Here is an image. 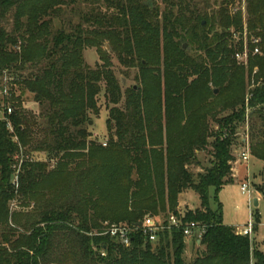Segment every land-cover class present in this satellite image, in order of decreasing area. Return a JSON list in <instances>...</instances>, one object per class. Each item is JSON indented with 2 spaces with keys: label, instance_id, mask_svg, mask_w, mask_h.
I'll use <instances>...</instances> for the list:
<instances>
[{
  "label": "trees",
  "instance_id": "16d2710c",
  "mask_svg": "<svg viewBox=\"0 0 264 264\" xmlns=\"http://www.w3.org/2000/svg\"><path fill=\"white\" fill-rule=\"evenodd\" d=\"M149 1L0 0V91L7 89L0 102L13 108L12 131L0 119V264L54 257L57 264H187L182 228L159 232L155 243L138 229L129 246L92 234L171 213L206 227L188 264H264L255 242L223 223L220 205L209 206V189L216 194L233 182V150L245 124L250 156L264 162V0H244L243 11H231L235 0L211 11L209 0H167L161 13ZM66 13L68 27H56ZM244 34L246 65L235 59ZM105 41L120 64L137 67L139 84L123 90L101 49ZM256 46L260 53L251 54ZM86 47L100 64L84 60ZM253 71L247 91L245 74ZM102 90L104 146L89 130ZM25 91L37 115L23 108ZM209 146L210 166L194 177L189 166ZM186 189L200 203L183 214L177 204ZM12 200L32 203L37 220L19 225Z\"/></svg>",
  "mask_w": 264,
  "mask_h": 264
},
{
  "label": "rangeland",
  "instance_id": "374dc122",
  "mask_svg": "<svg viewBox=\"0 0 264 264\" xmlns=\"http://www.w3.org/2000/svg\"><path fill=\"white\" fill-rule=\"evenodd\" d=\"M167 0H150L149 4L154 5L159 9V12H163ZM174 2H178V0H173ZM200 1V0H196ZM222 0H209V8L207 11H211L214 8L216 9ZM244 0H235L233 5L230 7L231 11H235L236 9L240 8L244 9ZM198 6L204 10L205 3L201 1ZM68 14L62 16V20L56 21V27H60L65 24V27H68ZM76 22L77 19L73 18ZM246 40H244V43ZM185 48L188 49V53L191 55L197 54V52L192 49L185 41ZM104 51H109V55L111 58V67L114 70L116 78H118L123 86V90L127 87H131L134 85L139 84L138 80L135 78L136 74L138 73V69L136 66L133 67H126L119 63L116 55L110 50L107 41L103 42L101 47ZM84 60L91 66H95V64H100L99 55L97 51H95L94 47H86L83 52ZM255 71H253L249 76L245 74L246 86L247 91L249 88L253 87L255 84L254 79ZM5 76L9 79V74L5 72ZM8 86V84H7ZM3 95H0V100L2 99ZM99 105H100V112L97 116L92 115L91 123H89V130L92 133V137L98 141L102 146L107 145L108 143V133L106 132V117H107V110L105 107V99H103V90L99 94L98 97ZM22 105L23 108L35 113L37 115L39 111L38 103L33 102V96L28 91H25L22 95ZM123 103V102H122ZM120 103V105H122ZM5 105L0 102V110H3ZM229 113L227 110L223 111L221 114ZM211 129H213L214 124L210 122ZM249 128L247 124L241 127L240 132L238 133L239 139H241V143H237L233 150L234 155V162L232 164V172L231 176L233 177V182L224 185L219 192L215 194L213 188L209 189L210 200L209 206L212 210H217L220 205V210L222 211V218L223 223L229 226H239L242 227L248 221H254L256 223L255 228H253L252 233V240L255 244L261 249L264 253V224H261L262 218L264 217V162L250 156L249 151V144L247 143ZM246 149L249 152V159L247 161H241L239 158L240 150ZM211 150L210 146L206 150H201V152L197 153L196 161L194 163L198 164H191L189 169L193 176L195 177L196 174L202 173L204 169L210 166L211 155L209 151ZM35 160H45L46 154L43 152H34L31 155ZM22 159V155H18L16 160H19L18 164L16 165L15 175L12 179L13 184L16 183L17 180V173L19 171V164ZM49 167L52 169L54 166V162H49ZM246 182L249 184V193H242L241 192V183ZM16 185V184H15ZM257 197L258 205H253V198ZM199 197L194 193L191 189H186L182 194H180L179 202L177 204L179 212L185 214L187 211L194 212L196 208L199 207ZM10 212L12 213L13 217L19 222L20 225H26L35 222L38 218L37 210L35 206L31 203L30 205L21 204L20 201L12 200L9 205ZM258 221V222H256ZM11 222V221H10ZM21 229V228H20ZM185 240V249L182 254L183 260L188 264L197 254L198 250L201 249L194 240H190L187 242ZM104 255V254H103ZM53 258V257H52ZM55 258V257H54ZM49 260L45 261L46 264H57L56 261Z\"/></svg>",
  "mask_w": 264,
  "mask_h": 264
},
{
  "label": "built area",
  "instance_id": "2783aa9c",
  "mask_svg": "<svg viewBox=\"0 0 264 264\" xmlns=\"http://www.w3.org/2000/svg\"><path fill=\"white\" fill-rule=\"evenodd\" d=\"M244 40L247 41L246 34H244ZM252 43H257L258 39L252 38ZM244 49L242 52H238L235 54V59L238 63H242L246 65L249 49L246 46V42L244 43ZM260 50L259 47L256 46L252 50L251 54H259ZM7 80V77H4V81ZM7 91L6 88L3 91H0V95L5 94ZM12 106H6L4 110H0V119L5 120L6 126L8 127L9 131H12V123L9 119L8 115L12 112ZM239 158L241 161H247L249 159V152L246 149L240 150ZM241 192L242 193H249V184L246 182L241 183ZM259 200V199H258ZM140 223V224H139ZM254 221H248L242 227L236 226L235 233L246 235L252 240V233L254 228ZM261 224H264V217L262 218ZM171 228H182L183 234L185 239H192L194 242L199 241L203 236L206 227L196 223L194 221H189L185 224L182 223L181 218L171 213L168 217L164 216H150L147 215L144 217L143 220L138 221L137 224L130 225L127 223L122 224H109L106 225L101 231L94 232L92 234L95 235H106L108 234L110 237L116 239L121 245L129 246L132 240L133 234L140 229L142 235L145 237V240L155 243L158 239L159 232L164 230H171Z\"/></svg>",
  "mask_w": 264,
  "mask_h": 264
},
{
  "label": "water",
  "instance_id": "95a60500",
  "mask_svg": "<svg viewBox=\"0 0 264 264\" xmlns=\"http://www.w3.org/2000/svg\"><path fill=\"white\" fill-rule=\"evenodd\" d=\"M183 47H185V43H183L182 45ZM92 121L90 120L89 123H91ZM253 205L254 206H257L258 205V198L257 197H254L253 198ZM140 224V223H139Z\"/></svg>",
  "mask_w": 264,
  "mask_h": 264
},
{
  "label": "crops",
  "instance_id": "0c3cea01",
  "mask_svg": "<svg viewBox=\"0 0 264 264\" xmlns=\"http://www.w3.org/2000/svg\"><path fill=\"white\" fill-rule=\"evenodd\" d=\"M190 241V239H188V241L187 242H189ZM198 246H199V241H196L195 242ZM261 250V249H260ZM262 251V250H261ZM263 252V251H262Z\"/></svg>",
  "mask_w": 264,
  "mask_h": 264
}]
</instances>
